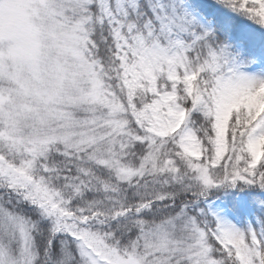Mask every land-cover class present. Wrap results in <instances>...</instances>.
Returning a JSON list of instances; mask_svg holds the SVG:
<instances>
[{"label": "snow or ice", "instance_id": "obj_1", "mask_svg": "<svg viewBox=\"0 0 264 264\" xmlns=\"http://www.w3.org/2000/svg\"><path fill=\"white\" fill-rule=\"evenodd\" d=\"M264 0H0V264H264ZM264 203V201H261Z\"/></svg>", "mask_w": 264, "mask_h": 264}, {"label": "trees", "instance_id": "obj_2", "mask_svg": "<svg viewBox=\"0 0 264 264\" xmlns=\"http://www.w3.org/2000/svg\"><path fill=\"white\" fill-rule=\"evenodd\" d=\"M240 192H244L247 195V199L251 204L255 215L259 219H264V203H261V201H264V198L262 196L264 190L262 189H258V188H245L243 190H241L240 188L229 189L226 192L215 193V196L210 197V199L220 198L221 200H223L233 212L239 215L241 221L244 222L245 219L244 214L240 210L236 199L238 193Z\"/></svg>", "mask_w": 264, "mask_h": 264}, {"label": "rangeland", "instance_id": "obj_3", "mask_svg": "<svg viewBox=\"0 0 264 264\" xmlns=\"http://www.w3.org/2000/svg\"><path fill=\"white\" fill-rule=\"evenodd\" d=\"M264 198V193H263ZM237 201L240 206L242 213L244 214V222L241 221L239 215L233 212L227 204L220 198L209 199V202L212 203L214 209L221 210L220 214L225 218L230 220L232 223L236 224L241 228L247 227L249 224L256 226L259 218L255 215L250 203L248 202L247 195L244 192H240L237 195Z\"/></svg>", "mask_w": 264, "mask_h": 264}]
</instances>
